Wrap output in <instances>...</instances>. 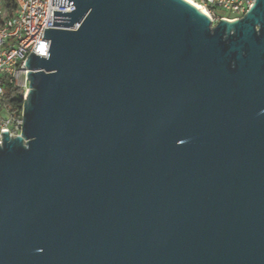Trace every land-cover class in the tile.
<instances>
[{"label": "water", "instance_id": "1", "mask_svg": "<svg viewBox=\"0 0 264 264\" xmlns=\"http://www.w3.org/2000/svg\"><path fill=\"white\" fill-rule=\"evenodd\" d=\"M0 144V264H264V0H53Z\"/></svg>", "mask_w": 264, "mask_h": 264}, {"label": "built area", "instance_id": "2", "mask_svg": "<svg viewBox=\"0 0 264 264\" xmlns=\"http://www.w3.org/2000/svg\"><path fill=\"white\" fill-rule=\"evenodd\" d=\"M211 20L215 27L221 20L233 22L242 19L256 0H191ZM76 7L53 6V0H0V144L3 132L11 138L21 135L23 113L15 115L2 107L5 86L19 88L24 100L29 91L27 66L31 54L48 57L51 41L43 39L45 30H72L78 28L53 25L54 11L72 12ZM24 89V93L23 90Z\"/></svg>", "mask_w": 264, "mask_h": 264}, {"label": "trees", "instance_id": "3", "mask_svg": "<svg viewBox=\"0 0 264 264\" xmlns=\"http://www.w3.org/2000/svg\"><path fill=\"white\" fill-rule=\"evenodd\" d=\"M8 5H10L11 0H6ZM24 98L22 96V91L19 88L8 85L5 86V95L2 99V107L9 112L21 116L23 113Z\"/></svg>", "mask_w": 264, "mask_h": 264}, {"label": "bare ground", "instance_id": "4", "mask_svg": "<svg viewBox=\"0 0 264 264\" xmlns=\"http://www.w3.org/2000/svg\"><path fill=\"white\" fill-rule=\"evenodd\" d=\"M186 2H188L189 4L193 5L194 7L200 9L194 2H192L191 0H184ZM202 11V10H201Z\"/></svg>", "mask_w": 264, "mask_h": 264}, {"label": "rangeland", "instance_id": "5", "mask_svg": "<svg viewBox=\"0 0 264 264\" xmlns=\"http://www.w3.org/2000/svg\"><path fill=\"white\" fill-rule=\"evenodd\" d=\"M6 84H7V85H6V87H7V86H8V83H6ZM22 90H23V93H24V92H25L24 89H22Z\"/></svg>", "mask_w": 264, "mask_h": 264}]
</instances>
